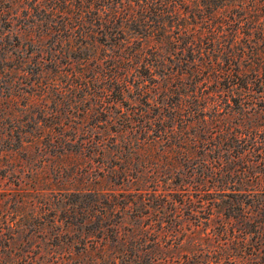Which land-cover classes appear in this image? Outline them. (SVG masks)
I'll list each match as a JSON object with an SVG mask.
<instances>
[{"label":"rangeland","instance_id":"374dc122","mask_svg":"<svg viewBox=\"0 0 264 264\" xmlns=\"http://www.w3.org/2000/svg\"><path fill=\"white\" fill-rule=\"evenodd\" d=\"M0 264H264V0H0Z\"/></svg>","mask_w":264,"mask_h":264}]
</instances>
